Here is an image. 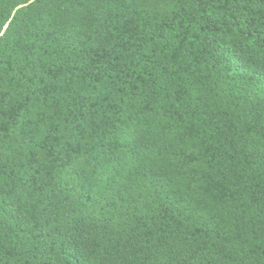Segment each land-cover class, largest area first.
<instances>
[{
	"label": "trees",
	"instance_id": "16d2710c",
	"mask_svg": "<svg viewBox=\"0 0 264 264\" xmlns=\"http://www.w3.org/2000/svg\"><path fill=\"white\" fill-rule=\"evenodd\" d=\"M0 264H264V0H0Z\"/></svg>",
	"mask_w": 264,
	"mask_h": 264
},
{
	"label": "rangeland",
	"instance_id": "374dc122",
	"mask_svg": "<svg viewBox=\"0 0 264 264\" xmlns=\"http://www.w3.org/2000/svg\"><path fill=\"white\" fill-rule=\"evenodd\" d=\"M79 246L84 250H88L92 248L93 244L88 242H79Z\"/></svg>",
	"mask_w": 264,
	"mask_h": 264
}]
</instances>
